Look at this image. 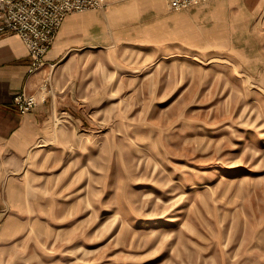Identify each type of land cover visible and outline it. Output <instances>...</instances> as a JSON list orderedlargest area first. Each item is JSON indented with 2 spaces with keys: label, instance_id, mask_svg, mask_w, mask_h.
<instances>
[{
  "label": "rangeland",
  "instance_id": "1",
  "mask_svg": "<svg viewBox=\"0 0 264 264\" xmlns=\"http://www.w3.org/2000/svg\"><path fill=\"white\" fill-rule=\"evenodd\" d=\"M181 11L46 66L45 130L0 167V264H264V7L164 34Z\"/></svg>",
  "mask_w": 264,
  "mask_h": 264
},
{
  "label": "crops",
  "instance_id": "2",
  "mask_svg": "<svg viewBox=\"0 0 264 264\" xmlns=\"http://www.w3.org/2000/svg\"><path fill=\"white\" fill-rule=\"evenodd\" d=\"M263 7L264 0H208L172 14L182 15L185 24L179 22L178 26L169 30L164 27V34L179 31L189 33L190 30L198 38L203 30L209 29L227 35L235 21H250L253 15L261 13ZM166 10L170 8L165 0H106L102 8L68 13L46 55V63L32 72L28 71L30 58L21 38L13 31L1 32L0 167L10 170L20 168L22 160L45 130L51 101H45L42 95L38 97L37 87L43 79L46 66L54 64V58L61 57L71 49L86 48L75 45L103 47L110 40L120 42L142 37L139 33L141 24L130 25L131 22L151 12L149 23L154 27L159 26L171 16ZM19 90L33 93L37 98V103L26 112H20L13 103V95ZM10 218L5 188L0 182V229Z\"/></svg>",
  "mask_w": 264,
  "mask_h": 264
},
{
  "label": "built area",
  "instance_id": "3",
  "mask_svg": "<svg viewBox=\"0 0 264 264\" xmlns=\"http://www.w3.org/2000/svg\"><path fill=\"white\" fill-rule=\"evenodd\" d=\"M208 0H166L170 9H184ZM106 0H0V33L13 31L21 38L30 58L28 71L46 63L59 26L71 12L104 7ZM13 103L20 112L30 110L36 95L19 90Z\"/></svg>",
  "mask_w": 264,
  "mask_h": 264
}]
</instances>
